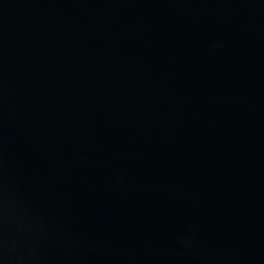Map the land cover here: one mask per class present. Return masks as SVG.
<instances>
[{"label": "water", "instance_id": "obj_1", "mask_svg": "<svg viewBox=\"0 0 264 264\" xmlns=\"http://www.w3.org/2000/svg\"><path fill=\"white\" fill-rule=\"evenodd\" d=\"M0 264H264V0H0Z\"/></svg>", "mask_w": 264, "mask_h": 264}]
</instances>
